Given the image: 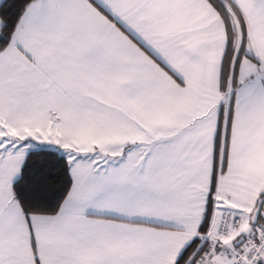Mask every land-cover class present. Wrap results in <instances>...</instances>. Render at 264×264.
<instances>
[{
    "label": "snow or ice",
    "instance_id": "obj_1",
    "mask_svg": "<svg viewBox=\"0 0 264 264\" xmlns=\"http://www.w3.org/2000/svg\"><path fill=\"white\" fill-rule=\"evenodd\" d=\"M0 264H264V0H0Z\"/></svg>",
    "mask_w": 264,
    "mask_h": 264
}]
</instances>
